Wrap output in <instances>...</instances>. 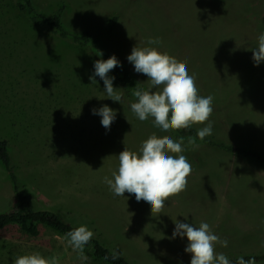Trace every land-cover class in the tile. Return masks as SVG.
Here are the masks:
<instances>
[{
    "label": "rangeland",
    "instance_id": "374dc122",
    "mask_svg": "<svg viewBox=\"0 0 264 264\" xmlns=\"http://www.w3.org/2000/svg\"><path fill=\"white\" fill-rule=\"evenodd\" d=\"M14 1L0 0V137L10 142L23 192L32 196L35 208L55 211L77 227L87 226L105 247L122 252L133 264L187 259V237L171 239L176 221L195 227L206 222L212 230L221 225L216 235L228 244H217L216 252L227 258L264 254V242L255 241L259 212L264 214V165L253 158L198 142L189 145L184 139L182 154L192 167L187 188L165 201L162 212L151 214V206L137 202L134 194L121 197L110 191L103 178L111 179L118 170V154L124 148L139 152L153 133L176 142L180 138L174 130L154 127L152 118L140 121L130 108L135 97L114 80L122 100H111L103 80L95 76L99 54L40 34ZM31 1L46 14L64 6V27L76 34L91 31L100 52L115 55L146 90L147 76L127 60L134 46L154 47L186 63L199 95L213 96L209 137L264 158V84L249 90L255 79L264 82V61L255 66L251 51L264 33V0ZM149 38L161 43L149 45ZM104 105L116 112L110 129L92 111ZM14 204L0 165V212ZM248 228H254V234ZM154 231L163 235L149 237ZM32 253L57 257L60 264H101L81 261L65 236L44 227L34 238L16 227L0 231V264H13L15 258Z\"/></svg>",
    "mask_w": 264,
    "mask_h": 264
},
{
    "label": "clouds",
    "instance_id": "9594fccd",
    "mask_svg": "<svg viewBox=\"0 0 264 264\" xmlns=\"http://www.w3.org/2000/svg\"><path fill=\"white\" fill-rule=\"evenodd\" d=\"M258 46L251 50L255 66L264 61V33L258 36ZM149 45L159 44L156 38H149ZM102 55V54H101ZM127 60L134 65L137 73L147 76L148 89L137 82L132 91L136 102L130 104L131 111L140 120L152 118L153 125L161 131H179L189 129L196 124H206L197 130L196 137H189L188 144L196 145V138L203 140L212 134L213 124L210 117L213 112V96L202 97L196 85L195 78L189 74L186 63L178 61L168 53H161L154 47L132 48ZM120 65L115 55L107 60H97L94 63L95 76L103 80L105 93L114 102H121L122 95L113 87L115 77L108 73ZM96 82L94 77H89ZM155 89V90H153ZM93 114L102 117L101 124L110 129L115 120L116 112L104 105L93 109ZM184 138L179 142L169 136L158 137L155 133L141 144L139 152L124 148L118 154V170L112 172V178L105 176L110 191L115 196L124 197L127 192L134 194L137 202L143 200L151 206V214L160 213L165 207V201L179 195L187 188V177L192 167L187 157L182 153ZM94 233L85 225H81L66 233L67 244L77 251L81 261H87L84 246L93 238ZM177 236L187 237L185 252L191 254L190 264H230L223 254H217L216 245L227 247V240H221L214 234L208 223L201 222L199 227L191 223L175 222L171 239ZM122 252L113 250L104 259L117 260ZM13 264H60L59 258H45L39 253L21 255L14 259ZM237 264H256L255 258L245 260L240 257Z\"/></svg>",
    "mask_w": 264,
    "mask_h": 264
},
{
    "label": "trees",
    "instance_id": "16d2710c",
    "mask_svg": "<svg viewBox=\"0 0 264 264\" xmlns=\"http://www.w3.org/2000/svg\"><path fill=\"white\" fill-rule=\"evenodd\" d=\"M14 6L40 34L54 37L60 42L66 43L79 50H92L98 53L103 60L109 58L100 52L99 40L91 31L85 30L76 34L64 27V6L58 7L50 14L42 13L31 0H15ZM114 22L115 18H112L108 24L109 28L114 25ZM108 74L110 77H115L114 81L127 94L132 95V88L139 82L133 77L130 70L124 66H117ZM140 84L141 87L146 90L145 86L142 83ZM174 132L178 138L183 137L188 140L189 137H196L197 129L192 126L189 129L174 130ZM196 142L231 155L253 158L264 165V158L256 153L247 151L241 147L216 141L209 136H206L203 140L197 137ZM0 165L8 176L15 199V204L10 209L0 212V231L9 227H16L21 233L34 238L39 236L40 228L44 227L66 237L68 231L77 228V226L64 221L55 211L35 208L32 196L24 194L23 192L20 177L13 163L10 142L5 137H0ZM111 252V249L105 247L100 240L95 237L84 246V253L92 262L101 264H133L123 256L117 260H111L110 257L109 260H105V255L110 256ZM240 257H243L245 260L255 258L256 262H264V254L244 255ZM240 257L228 258L230 264H237V260ZM169 264H190V262H174Z\"/></svg>",
    "mask_w": 264,
    "mask_h": 264
},
{
    "label": "crops",
    "instance_id": "0c3cea01",
    "mask_svg": "<svg viewBox=\"0 0 264 264\" xmlns=\"http://www.w3.org/2000/svg\"><path fill=\"white\" fill-rule=\"evenodd\" d=\"M260 35V34H259ZM258 35V36H259ZM257 41H258V39H256ZM249 43H250V38H248L247 40H246V48L248 47V45H249ZM256 83H260V84H264V82L262 81V82H260V79H255L254 81H252L251 82V84H250V88H249V90H251L250 92H252V91H254L255 89H257V87H256ZM246 93H248V90H246ZM261 108H263V105L261 106ZM251 133H253V132H251ZM254 135H255V133H253ZM262 136V135H261ZM253 152V151H252ZM255 161H257V160H255ZM258 162V161H257ZM259 163V162H258ZM262 199H263V197H262ZM260 214H261V224H259V228H258V233L257 234H259L258 235V237H257V239H255V241L256 242H264V227H263V222H264V214H262L261 212H259ZM221 227V225H219L218 226V224H215V227L213 228V230H212V226L210 227V229H211V231L214 233V234H216V230H218V228H220ZM254 228H248V232H249V234H254ZM251 231H253V232H251ZM154 235H163L160 231H154L153 232V234H150L149 235V237H151V236H154ZM218 235H220V233L218 234ZM255 238V236L253 237V239ZM170 251V250H169ZM172 252V251H171ZM175 252H177V250H175ZM183 254H188V258L187 259H182V258H180L179 260H177L176 259V261H181V262H190L191 261V254L190 253H187V252H184ZM254 255H256V254H254ZM259 255H261V254H259ZM263 255V254H262ZM174 263V262H173Z\"/></svg>",
    "mask_w": 264,
    "mask_h": 264
}]
</instances>
